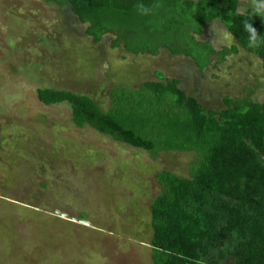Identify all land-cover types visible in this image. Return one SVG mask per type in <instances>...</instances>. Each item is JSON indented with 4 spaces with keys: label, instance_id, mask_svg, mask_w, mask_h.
I'll return each instance as SVG.
<instances>
[{
    "label": "rangeland",
    "instance_id": "1",
    "mask_svg": "<svg viewBox=\"0 0 264 264\" xmlns=\"http://www.w3.org/2000/svg\"><path fill=\"white\" fill-rule=\"evenodd\" d=\"M89 29L68 8L0 0V264H151L155 176H188L190 155L153 158L77 128L70 106L42 104L38 89L106 104L115 86L137 88L161 73L207 109H222L228 96L264 99V66L219 21L195 36L215 52L203 71L183 54H132L115 44L117 33L96 41ZM224 50L235 53L220 62Z\"/></svg>",
    "mask_w": 264,
    "mask_h": 264
},
{
    "label": "trees",
    "instance_id": "2",
    "mask_svg": "<svg viewBox=\"0 0 264 264\" xmlns=\"http://www.w3.org/2000/svg\"><path fill=\"white\" fill-rule=\"evenodd\" d=\"M68 8L96 41L117 33L132 54L164 48L191 58L199 71L215 52L198 43L219 21L238 45L264 63V18L238 11L240 0H42ZM245 24L255 29L256 39ZM233 51V50H232ZM224 50L219 61L232 52ZM46 105L70 106L72 123L156 158L190 155L188 176L163 170L150 205L151 264H264V103L224 99L205 108L176 78L156 73L137 88L115 86L107 103L67 90L41 88ZM84 220V217L81 216Z\"/></svg>",
    "mask_w": 264,
    "mask_h": 264
},
{
    "label": "crops",
    "instance_id": "3",
    "mask_svg": "<svg viewBox=\"0 0 264 264\" xmlns=\"http://www.w3.org/2000/svg\"><path fill=\"white\" fill-rule=\"evenodd\" d=\"M260 5H264V0H240L238 11L241 12V13H244V14H249V15H260V16H263V18H264V8H261L260 10H258V7ZM234 48H235V52H237L238 49L236 47H234ZM235 52L232 51L230 53H235ZM250 55L251 56H255V55H252V54H250ZM255 57H257V56H255ZM258 59L261 61L262 65L264 66L263 61L260 58H258ZM261 86L263 87V90L261 92L264 94V81H261ZM256 101H260V102L264 103V99L261 100V99L258 98V99H256Z\"/></svg>",
    "mask_w": 264,
    "mask_h": 264
},
{
    "label": "clouds",
    "instance_id": "4",
    "mask_svg": "<svg viewBox=\"0 0 264 264\" xmlns=\"http://www.w3.org/2000/svg\"><path fill=\"white\" fill-rule=\"evenodd\" d=\"M261 8H264V5H260L258 7V10H260ZM245 29L251 33L250 35V41L254 42L255 39H256V36H255V29L251 26V25H248V24H245Z\"/></svg>",
    "mask_w": 264,
    "mask_h": 264
},
{
    "label": "water",
    "instance_id": "5",
    "mask_svg": "<svg viewBox=\"0 0 264 264\" xmlns=\"http://www.w3.org/2000/svg\"><path fill=\"white\" fill-rule=\"evenodd\" d=\"M79 222H81V223H83V224H88V223H86V222H84V221H82V220H81V221H79Z\"/></svg>",
    "mask_w": 264,
    "mask_h": 264
}]
</instances>
